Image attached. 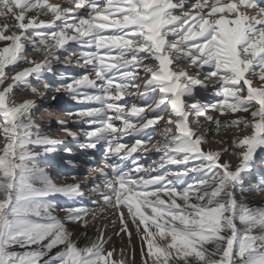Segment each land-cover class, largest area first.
I'll list each match as a JSON object with an SVG mask.
<instances>
[{
    "label": "snow or ice",
    "instance_id": "obj_1",
    "mask_svg": "<svg viewBox=\"0 0 264 264\" xmlns=\"http://www.w3.org/2000/svg\"><path fill=\"white\" fill-rule=\"evenodd\" d=\"M66 3L0 0V264H134L129 224L142 264H264V206H249L244 195L264 194V175H253L264 150V6ZM56 64L85 71L57 74ZM209 90L215 99H202ZM25 91L39 99L17 102ZM61 91L94 105L65 113L76 130L56 121L84 154L89 185L76 172L59 177L74 183L57 184L40 166L64 145V163L79 167L73 149L35 121L41 102L57 99L48 93ZM222 130L233 132L230 142L207 148ZM152 151L160 155L149 165L135 155ZM55 196L70 206L59 207ZM98 217L106 223L95 238L67 227L87 228ZM117 223L113 234L126 235L128 246L106 249V231Z\"/></svg>",
    "mask_w": 264,
    "mask_h": 264
},
{
    "label": "rangeland",
    "instance_id": "obj_2",
    "mask_svg": "<svg viewBox=\"0 0 264 264\" xmlns=\"http://www.w3.org/2000/svg\"><path fill=\"white\" fill-rule=\"evenodd\" d=\"M54 1H62V0H54ZM1 43V42H0ZM3 43V42H2ZM30 51V50H29ZM30 54H34V56L32 57H35V55L37 56L38 59H40V56L36 53H32L30 52ZM25 67H28V65H24ZM6 71H8L6 69ZM11 74V73H10ZM56 79L55 76H50L49 80L51 81H54ZM57 80V79H56ZM16 90H14L15 92ZM33 97L32 94H30L29 92L25 91L23 93H18V94H15V100L17 102H22L23 99H26V98H31ZM33 99H38V98H33ZM42 104V102H41ZM40 104V110H39V113L38 115L35 117V121L37 124H39L41 126V128L44 129L45 132H47L50 136H52L54 139L55 138H58L57 140H64L62 137L66 136L64 133L61 134V136L57 135V131L55 133H53V127L49 126L48 128V124L46 122V118H50L52 117L53 113H52V108H48L46 106H42ZM46 104V103H45ZM51 107V106H49ZM47 108L49 109V111H44V109ZM63 110V109H61ZM201 120H203V118H200ZM207 123H205L206 125ZM196 127V126H194ZM198 131V130H197ZM159 133V132H158ZM245 133H240V135H243ZM233 135V132L231 130L225 132V131H221L220 134H217L214 136L213 139H211L209 141V143L207 144V148L209 149H212V150H216L220 147H222L221 145L217 144L215 141H218V140H221V139H227L229 142L231 140V136ZM3 146V139L2 137H0V147ZM263 153H264V150H259V155L256 154V159H255V162L253 164V175L255 176L256 174H260V175H264V160L262 159L263 157ZM65 158H69L66 156V154L64 153L63 151V145L61 146V150L57 153H54V154H51L47 157H43L41 158L40 160V166L41 167H45L47 169V171L49 172L50 175H52L54 178L56 177H62L61 175H69L71 174L72 172H75V171H69L67 169H65L64 165H63V161L65 160ZM71 158V157H70ZM224 160H229L232 165H235L237 164V160L236 158H234L233 156H230V155H226L223 157ZM189 167H191L192 165L189 164L188 165ZM176 167V166H175ZM76 173L78 174L79 172L76 171ZM60 175V176H59ZM79 175V174H78ZM55 182H56V179H55ZM187 182H190V179L187 181ZM247 186V184H246ZM239 193H237V198L239 199ZM246 196V200L245 202L249 204V206H254V207H259V206H264V194L262 193H257V192H250V193H245L244 194ZM60 196H56L54 197L55 199L51 198L50 199H53L57 205L59 207H63V206H70L71 202L70 201H67L64 197L63 198H59ZM59 201V202H58ZM85 203L87 204V206L89 205L88 201L86 200ZM56 215H58L60 218H63L65 213L64 212H57ZM104 223H106L105 221H101V222H96L95 224H89L87 228H81L79 225H73V224H69L67 225V227L73 231L74 233V237L75 236H80L81 233H84V232H87V236L88 237H95V235L97 234L96 232V228H97V225H103ZM129 227L132 229V245L135 247V261H134V264H142V261H141V255H140V244L138 242V238L135 234V228L129 224ZM119 230V225H116V226H112V225H109L107 231H106V235H109L112 237L111 241H109V243L106 245V249H110L113 247V245L117 248V249H120V248H127L128 246V237L126 235H124L123 239H121V237H118L116 235H114L113 233L115 231H118ZM123 236V235H121ZM87 242V239L84 238V237H81L80 240H79V244L81 246H83L85 243ZM19 250V249H17ZM59 248H54L52 253H50V255H54L56 251H58ZM114 258L115 257V254H114ZM47 259V257L45 258Z\"/></svg>",
    "mask_w": 264,
    "mask_h": 264
},
{
    "label": "bare ground",
    "instance_id": "obj_3",
    "mask_svg": "<svg viewBox=\"0 0 264 264\" xmlns=\"http://www.w3.org/2000/svg\"><path fill=\"white\" fill-rule=\"evenodd\" d=\"M49 2L50 3H60L61 5H62V7H64V6H69V5H67V3H66V0H62V1H54V0H49ZM258 2L262 5V6H264V0H258ZM74 11H78V10H76V9H74ZM31 14H33V13H30V15ZM3 46V43L1 42L0 43V47H2ZM73 48H75V45H73ZM77 51H79V49L77 48L76 49ZM31 55V57L32 56H34V54H30ZM32 58H34V59H38L37 58V56L35 55V57H32ZM41 58V57H40ZM29 66V65H28ZM21 67H25L24 65H22ZM54 69L56 70V72L59 74L60 72H67V73H71V74H74V75H76V74H81L82 72H84L85 71V69H83V68H79V67H65V66H63V65H59V64H56V65H54ZM50 83H53V84H58V83H60L59 81H57V80H55L54 82H51V81H49ZM66 82V81H65ZM41 90H43V86L42 85H37ZM53 94H55L56 95V97L58 98V97H60V96H65L66 97V99H67V103L66 104H62V108L61 109H63V110H61V109H59L58 111H59V114L57 115V117H60V119H67L66 121H69V124H68V126L69 127H71V128H73V130H76V128H75V126H73L72 124H71V121L69 120V117L65 114V113H67V112H69V111H76L78 108H81V107H85V106H94V105H85V104H77L76 102H74V101H72L71 99H70V97L68 96V95H66L63 91H61V92H59V93H52V92H49L48 93V96L50 97L51 95H53ZM35 96H33V97H31V98H27V99H33ZM201 97H202V99H205V100H212V99H215V97H213L212 96V94H211V90H209V92H207V93H205V92H201ZM35 98H38V97H35ZM39 99V98H38ZM24 100V99H23ZM53 101V100H51V99H47V101ZM47 104V103H46ZM47 106H51V105H47ZM237 115H246V114H243V113H239V114H237ZM225 118H227V119H231L232 117L231 116H228V117H221V119L223 120V119H225ZM82 126H85L86 127V125H82ZM205 127L207 128V127H209V125L208 124H206L205 125ZM56 131H57V135H61V134H63V132L62 131H60L59 130V127L58 128H56L55 129ZM197 130L199 131V129L197 128ZM128 140H129V142L131 141V137H129L128 138ZM102 151V150H101ZM64 163V162H63ZM65 164V163H64ZM86 173V171H84L83 170V168L82 169H80V173H78L79 175V179H80V183L82 184V185H89L90 183H91V181H90V178L88 179V180H84L83 179V176H84V174ZM60 176V175H59ZM61 176H63V175H61ZM75 181H72V180H67V181H65V180H63V179H61V178H58V177H56V183L57 184H63V183H74ZM94 198V197H93ZM88 207H93V205H91L90 203H89V205H88ZM101 221H104V220H101V219H99V217H98V219L96 220V221H93V222H91V224H95L96 222H101ZM106 222V221H105ZM117 225H119L118 223H117ZM121 235H123L122 237H124V234L123 233H121ZM96 236V235H95ZM93 238H95V237H93Z\"/></svg>",
    "mask_w": 264,
    "mask_h": 264
}]
</instances>
